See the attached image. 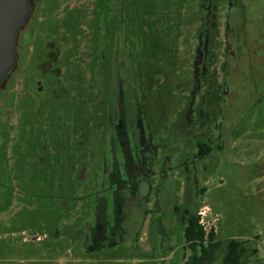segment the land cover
<instances>
[{
  "label": "rangeland",
  "instance_id": "1",
  "mask_svg": "<svg viewBox=\"0 0 264 264\" xmlns=\"http://www.w3.org/2000/svg\"><path fill=\"white\" fill-rule=\"evenodd\" d=\"M202 1L214 8L220 41L214 76L226 90L215 114L220 132L214 133L222 146L214 145L206 158L197 159L196 142L206 141V136L195 137L196 129L184 132L177 123L187 100L194 98L196 104L200 94L190 95L195 27L205 13L201 0H41V24L48 33L55 32L63 54L58 78L65 93L59 92L53 105L40 97L38 111L27 110L22 90L14 93L9 105L8 96L0 98V114L7 116L0 125V138L18 137L8 149L16 164H25L21 212L9 210L8 220L0 214V264H182L189 254L182 236L183 209L197 212L202 207L221 246L199 264H224L229 238L243 241L241 264H264V0ZM100 28L107 30L106 41L99 42ZM110 39H116L115 46ZM124 56L140 61L139 72L152 80L150 110L154 97L162 99V110L149 115L155 119L153 138L159 144L155 173L146 183H141L137 171L128 175L135 183L118 193L127 201L125 216L112 233L108 215L104 229L89 233V225L95 224L90 217V206L96 202L92 190H99L106 205L111 204V192L96 185L101 153L109 145L107 87L95 89V76L99 71L107 84L113 63L125 62ZM127 65L123 69L132 71ZM33 68L34 64H26L15 72L22 81H34ZM158 81L162 85L156 88ZM70 113L76 121L75 137L53 143L54 129L65 133L61 121ZM55 119L58 124L52 122ZM39 141L45 142L47 155L53 146L57 159L58 187L53 196L45 181L47 164L36 165L31 156ZM196 184L205 191L196 194ZM23 229L25 242L16 249L6 232ZM38 234L41 240L34 239Z\"/></svg>",
  "mask_w": 264,
  "mask_h": 264
},
{
  "label": "flooded vegetation",
  "instance_id": "2",
  "mask_svg": "<svg viewBox=\"0 0 264 264\" xmlns=\"http://www.w3.org/2000/svg\"><path fill=\"white\" fill-rule=\"evenodd\" d=\"M104 1L106 3L108 0ZM204 1L207 2V0ZM202 6L205 13L204 15H200L195 27L196 50L192 61L193 89L190 95H193L196 91H199L200 94L197 96L198 102L196 104H194V98L187 100L184 108L179 111L177 123L179 128H182L184 132L196 129L197 133L194 135L195 137L206 136V141L201 143L196 142L197 159L206 158L211 153L214 145L217 148L222 146L219 136H216L214 133V130L218 129L220 132V127L217 126L218 121L215 120V114L217 113L220 101L225 100V93L221 87L222 82H218L214 76V58L216 55L218 59L217 53H220V49H218L220 44L219 35L216 34L218 32L216 16L212 13L214 8L209 4H204L201 0L200 8ZM40 9L41 0H32L28 21L19 30L17 35L15 48L17 54L16 64L9 77H7L4 87L0 89V98L3 95L9 98L5 102L7 105L13 100L14 93L17 90V93L22 90L26 95L27 110L33 109L36 111L42 109L40 97H44L47 103L51 102V105H53L56 103L57 98L60 97L59 92H61V96L62 93H65L64 84L58 78L61 72L59 68L61 65L58 59L63 54H61L60 48H58L55 32L51 31L48 33L44 23L41 24ZM115 29L116 26L113 27V30ZM100 32L102 33V37L99 39V42L106 41L107 30L100 28ZM115 41L116 39H110L111 45H114ZM100 44L98 53L102 50ZM123 58L126 60L125 62L120 60L113 63L114 67L112 71L110 70L107 84L104 82L106 80L104 77L102 78L99 71H96L98 74L96 73L95 76V89L103 91L105 90V86L107 87V103L104 105L105 113H107L105 116V139L108 140L109 145L101 153L103 157H101L100 178L96 185L100 188H106L111 192V204L109 205L108 201L106 205L107 199L103 194L99 196V190H92L94 195L96 194V202L94 206H90V217H94L95 224L93 226L89 225V233L105 228V224H108L106 222V215L111 218L112 225L108 224L107 227H109V231L112 233L115 226L122 219V216H125V212L123 211L127 201H125L124 196H119L118 193L122 188L131 187L129 184L135 183L134 178L131 179L128 175L131 176L137 171L141 177V183H146V181H149L150 175L155 173L153 163L159 144H156L153 138V123L155 119L150 118L149 115L150 113L153 114L154 111L156 113L162 110V99L160 95L154 97V105L152 106V110H150L152 88L148 84H152L151 78L139 72L140 61H129L131 57L124 56ZM26 64H34L33 71H31L36 76L34 81L26 82L17 77L18 73L15 71ZM126 65L132 67V71L126 72L127 70L123 69V66ZM135 81L139 82L142 87H138ZM161 82L163 84L166 83L165 72ZM162 83L158 81L155 87L157 88ZM5 120H7V116L0 114V125ZM52 122H57V119L52 120ZM61 122L65 123V133L62 132L59 135V129L55 128L52 135L53 143L59 139H68L69 141L75 137L76 121L72 113ZM15 123L18 122L16 121ZM6 125H10L13 128L12 123H7ZM85 134L86 132L83 130V137H85ZM38 138H42V136L38 135ZM13 139L18 140V137L7 134L6 138H0V149L3 152V155L2 153L0 154V170L3 175L0 176V214L5 215V220H8L9 210L15 209V211L21 212V190L25 188V178L23 176L25 164L21 161L16 164L13 158L15 155L8 149ZM39 143L40 146L35 144L33 152H29L36 165L47 164L45 181L49 184L51 195L53 196L58 187L56 177L57 159L55 160L52 155L53 146L51 147V154L47 155L48 151L45 142L39 141ZM19 156L21 158L22 153H19ZM180 167L183 168L182 165ZM262 170L261 189L264 190V165ZM204 191V188H197L196 184V194ZM188 198H190V193ZM17 208L18 210H16ZM110 212L111 214L109 215ZM186 212L182 213V225L183 217L187 216ZM6 233L13 239L15 246L18 247L16 249H19V245L25 242L26 234L24 229L8 231ZM89 233L85 234L83 245H85V242L87 243ZM41 238V235L38 234L34 239L41 240ZM36 263L39 262L36 261Z\"/></svg>",
  "mask_w": 264,
  "mask_h": 264
},
{
  "label": "trees",
  "instance_id": "3",
  "mask_svg": "<svg viewBox=\"0 0 264 264\" xmlns=\"http://www.w3.org/2000/svg\"><path fill=\"white\" fill-rule=\"evenodd\" d=\"M225 93V83H221ZM174 211L179 212V208L174 206ZM183 212H186L185 210ZM183 217L182 236L184 243L189 249V254L185 257L182 264H199L210 255V252L216 251L221 246L219 240L215 239V233L212 229L207 232L198 223L196 211L186 212ZM246 248L240 239L229 238L224 244V264H241L239 258L245 253ZM243 264V263H242Z\"/></svg>",
  "mask_w": 264,
  "mask_h": 264
},
{
  "label": "water",
  "instance_id": "4",
  "mask_svg": "<svg viewBox=\"0 0 264 264\" xmlns=\"http://www.w3.org/2000/svg\"><path fill=\"white\" fill-rule=\"evenodd\" d=\"M32 0H0V89L16 64L19 30L26 24Z\"/></svg>",
  "mask_w": 264,
  "mask_h": 264
},
{
  "label": "built area",
  "instance_id": "5",
  "mask_svg": "<svg viewBox=\"0 0 264 264\" xmlns=\"http://www.w3.org/2000/svg\"><path fill=\"white\" fill-rule=\"evenodd\" d=\"M197 216H198V223L202 226L203 229H206V226L209 227V220H208V215L206 213V209H203V207L201 209H199L196 212ZM210 229V227L208 228V230Z\"/></svg>",
  "mask_w": 264,
  "mask_h": 264
}]
</instances>
